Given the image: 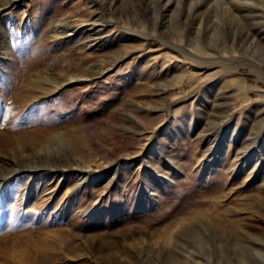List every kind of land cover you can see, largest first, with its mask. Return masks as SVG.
<instances>
[{"label": "rangeland", "instance_id": "374dc122", "mask_svg": "<svg viewBox=\"0 0 264 264\" xmlns=\"http://www.w3.org/2000/svg\"><path fill=\"white\" fill-rule=\"evenodd\" d=\"M0 264H264V0H0Z\"/></svg>", "mask_w": 264, "mask_h": 264}, {"label": "bare ground", "instance_id": "6f19581e", "mask_svg": "<svg viewBox=\"0 0 264 264\" xmlns=\"http://www.w3.org/2000/svg\"><path fill=\"white\" fill-rule=\"evenodd\" d=\"M184 72H186V71H184ZM238 234V233H237ZM239 235V234H238Z\"/></svg>", "mask_w": 264, "mask_h": 264}]
</instances>
